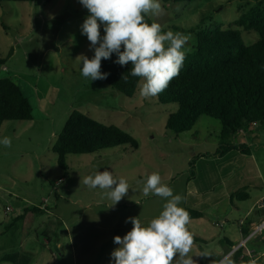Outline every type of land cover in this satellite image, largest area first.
<instances>
[{
  "label": "rangeland",
  "instance_id": "obj_1",
  "mask_svg": "<svg viewBox=\"0 0 264 264\" xmlns=\"http://www.w3.org/2000/svg\"><path fill=\"white\" fill-rule=\"evenodd\" d=\"M256 4L257 0H193L167 5L162 15L149 17L165 32L190 36L184 50L192 52L199 30L235 28L239 17ZM88 15L79 0L0 5V79L16 81L34 117L30 122L6 121L0 127V139L9 136L12 140L10 148L0 144V264H12L3 256L14 253L29 254L30 264H114L111 253L119 245L113 238L123 237L133 227L131 221L125 222L127 218L139 217L146 226L166 202L153 194L143 195L144 182L153 172L160 174L174 194L184 197L181 207L202 210L203 217L191 219L188 225L193 236L204 240L194 242L191 254L206 255L193 259L197 264H210L230 250L221 244L223 238L236 245L244 238L242 228L248 225L240 226L242 220L256 221L254 207L264 195V128L251 126L233 135L232 142L246 145L255 163H234L236 171L225 185H214L215 200L188 198L189 163L196 161V172H202L200 181L207 177V163L200 156L212 155L219 148L221 122L201 116L191 129L176 134L167 129V121L177 105L162 103L157 96L142 97L143 78L129 97L103 80L83 77L76 57L94 56L90 42L81 34ZM239 29L246 45L258 41L256 31ZM74 111L119 127L138 147L121 145L94 154L68 155L65 172L52 147ZM104 170L125 178L130 186L113 207L102 190L82 183L84 177ZM242 189L249 198L231 204L228 194ZM43 204L42 214L28 213L15 222L26 210ZM197 204L199 209L192 207Z\"/></svg>",
  "mask_w": 264,
  "mask_h": 264
},
{
  "label": "trees",
  "instance_id": "obj_2",
  "mask_svg": "<svg viewBox=\"0 0 264 264\" xmlns=\"http://www.w3.org/2000/svg\"><path fill=\"white\" fill-rule=\"evenodd\" d=\"M31 0H0L5 2H26ZM50 1V0H47ZM193 0H161L162 7ZM146 22L153 21L146 16ZM236 26L245 31L253 30L259 34L257 42L246 45L239 28L199 30L196 33L197 44L192 52H186L183 66L166 90L157 95L162 103L177 105V110L170 114L167 129L176 134L191 129L201 116H209L221 122L220 146L212 155L203 158H222L231 151L242 155H251V150L244 144L232 142L233 135L248 127L264 128V6L261 0L244 12L236 21ZM165 32V30H162ZM13 50L10 51L11 55ZM117 55L101 61V72L109 73L103 79L108 86L125 96H133L142 78L132 77L129 71L132 65L121 66L115 61ZM0 63H3L1 60ZM122 76H127L125 80ZM33 118V108L24 96L20 86L12 78L0 79V127L6 121H28ZM127 145L137 148L138 143L126 132L115 125H105L86 114L72 112L63 130L59 133L52 151L57 155L58 166L67 170V156L94 154ZM196 161L189 163L190 169L186 181L196 177ZM249 198L245 189L230 195V203ZM191 219L203 217V213L186 207ZM44 209L34 207L18 216L15 222L24 220L25 215L40 214ZM249 219L242 231L247 235L253 225ZM1 226V225H0ZM194 237V242H204ZM221 244L227 245L229 254L237 245L223 238ZM225 254V255H226ZM223 257L217 261L220 262ZM5 262L12 264H30L29 254L14 253L3 256ZM224 264H240L239 254L227 259Z\"/></svg>",
  "mask_w": 264,
  "mask_h": 264
},
{
  "label": "clouds",
  "instance_id": "obj_3",
  "mask_svg": "<svg viewBox=\"0 0 264 264\" xmlns=\"http://www.w3.org/2000/svg\"><path fill=\"white\" fill-rule=\"evenodd\" d=\"M89 15L81 25V34L90 42L94 56L76 57L82 64L81 75L91 81L107 79L109 73L101 72L102 59L117 55L115 63L132 65L129 74L143 78L140 95L155 97L167 89L179 75L185 60V45L190 36L171 30L162 32L157 22H146V16L163 14L160 0H79ZM103 25L104 35L101 36ZM190 50V49H189ZM127 80V76H122ZM5 148L12 146L11 137L0 139ZM81 183V180H80ZM90 189H100L111 200L110 207L124 198L130 186L123 177L117 178L109 170L97 171L83 178ZM143 195L153 194L166 202L158 216L145 226L139 217H129L133 227L123 237L117 235L119 245L111 253L114 264H197L192 255L194 237L188 225L191 217L181 207L184 197L174 194L173 189L162 183L158 172L148 175ZM139 204V201H135Z\"/></svg>",
  "mask_w": 264,
  "mask_h": 264
},
{
  "label": "crops",
  "instance_id": "obj_4",
  "mask_svg": "<svg viewBox=\"0 0 264 264\" xmlns=\"http://www.w3.org/2000/svg\"><path fill=\"white\" fill-rule=\"evenodd\" d=\"M33 120H34V117L31 120H28V121L30 122V121H33ZM240 132H242V131H240ZM252 157H253L252 154L250 156H247V155L240 154L238 151H231V152L227 153L222 158H203V160L207 164L208 163H218V164H216V165H214V164H208V165L205 164L206 168H205V171H204V176H207V177L205 179H203L202 181H200V178L202 176V172L201 171L197 172L195 179H193L191 181H186V195L188 196V198L189 197H194V199L195 198L197 199L200 196L202 199L206 198L210 202L212 200H215V198H217V196L214 193L215 192V190H214L215 186L214 185H216V184L219 185L221 183L223 185L224 181L230 175L233 174L234 169L236 171L237 165H235L234 163H255L254 162V158H252ZM219 163H224V164L220 165ZM200 172H201V174L199 175V178H198V174ZM225 191L226 190H225V187H224V192ZM228 195L230 197L231 193L228 194ZM226 196H225V198H226ZM192 207L199 209L200 206H199V204H197V205H192ZM198 211L202 212V210H198ZM43 212H44V210H43ZM42 213H40V214H42ZM198 219H201V218H198ZM44 229H46V227L43 228V231H44ZM215 252L219 253L218 251H215ZM224 256H221V257H224ZM225 257L222 258V260L220 262H218V263H217V261H218V259L220 257L216 258L215 260L214 259L210 260V264H220V263L223 264L224 261H225Z\"/></svg>",
  "mask_w": 264,
  "mask_h": 264
},
{
  "label": "built area",
  "instance_id": "obj_5",
  "mask_svg": "<svg viewBox=\"0 0 264 264\" xmlns=\"http://www.w3.org/2000/svg\"><path fill=\"white\" fill-rule=\"evenodd\" d=\"M40 208L46 209L44 204ZM9 211L10 208H7L6 213ZM253 215L256 221L253 223L249 233L228 254L227 259L238 253L241 260L240 264H264V195L256 201ZM245 223L246 221L242 220L239 225L244 226ZM215 225L220 224L215 223Z\"/></svg>",
  "mask_w": 264,
  "mask_h": 264
},
{
  "label": "water",
  "instance_id": "obj_6",
  "mask_svg": "<svg viewBox=\"0 0 264 264\" xmlns=\"http://www.w3.org/2000/svg\"><path fill=\"white\" fill-rule=\"evenodd\" d=\"M257 128H260L261 126H256Z\"/></svg>",
  "mask_w": 264,
  "mask_h": 264
}]
</instances>
